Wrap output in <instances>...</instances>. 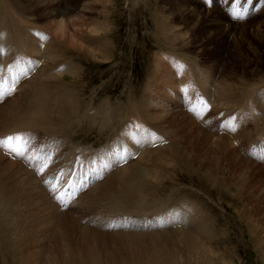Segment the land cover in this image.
<instances>
[{
	"label": "rangeland",
	"instance_id": "rangeland-1",
	"mask_svg": "<svg viewBox=\"0 0 264 264\" xmlns=\"http://www.w3.org/2000/svg\"><path fill=\"white\" fill-rule=\"evenodd\" d=\"M38 2L39 0H0V17L2 18L0 19V25L2 26L4 22L7 23L11 31L14 30L11 24L18 22L24 24L27 22L24 25H31V28L35 32H45L48 30L49 23L44 20V12L61 8L64 11L65 18L69 19L70 22L76 19L74 17L77 14L81 16V22L86 25V30L83 32L84 37L82 38L86 41H89V43L96 41L100 44L101 40L105 44L108 41L110 43V55L108 53V59L103 54L94 58L87 56L85 53L79 54V56L76 53L77 51H74V53L69 50L68 53L67 48L62 51L67 60L78 65L80 70L77 77L74 78L67 75L60 82L62 84L65 83L64 87L67 85L70 91L74 93V103L80 102V106L78 105L80 109H78V113L80 115H85L89 107L93 112L99 111V117L97 114L94 117L90 111L85 123L82 124L84 127L78 125L79 121L74 119L76 127L67 129L64 134L58 130L53 133L48 132V130L46 131V129L44 130L41 127L40 129L37 128L39 130L36 129L37 133L40 132L39 134L31 133L30 135V133L25 132L32 138L33 148H39L43 145L45 151L51 149L53 153L48 172L46 171L47 173L45 172V175H42L37 180L38 182L40 181L39 184L46 191L48 197L53 200V195L47 189L44 181L54 179L61 171L65 173L60 182L62 190V187L69 183L78 186L80 181L83 180L86 183V180H88V186L79 192L77 198H82L88 190L90 191L95 187L99 180L95 179L97 178L96 174L93 176L94 179L91 178L92 173L89 172L91 170H89L87 165L88 160L91 159V163H89H94L97 167H94V169L99 170L100 160L107 162L111 150L119 142L121 145H126L125 141L121 139L123 129L127 127L131 135L137 134L136 128L131 127L134 124L132 119L128 118L125 120L124 118L128 111H131L132 116L136 115L135 112L133 114V109L129 110L132 108L131 105L128 106L132 102H130V99L133 101L144 99L143 101L147 102L146 108H149H147L148 115H152V118L147 116V120H141V123L145 122L146 124L143 126L146 133H154L155 136L163 137L165 135L163 129L165 131H167L166 128L170 130V127L175 129L178 124L183 123L184 125L187 119H191L205 133L212 136H210V141H207V139L205 141L204 136H202L203 138L201 137L199 144L197 147L195 146L198 156H202L204 159L205 154L208 153L207 146L215 143L211 148L216 150L215 145H220L221 143L219 156H214V161L212 160L214 176L209 179L213 183L216 182V185L203 178L201 174L205 172L201 171L197 164L193 168H189V170L186 169L187 171L180 170V167H176L179 165L178 162L171 154L169 155V151L164 150V153L156 156L158 161L162 163L161 168H156L155 164H153L154 155L147 153V155L152 156L151 159L147 158L146 161L148 167L152 169L149 183L158 185L159 182L160 184L164 182V185L161 186H164V189H169L168 191L159 190L161 194L160 199L168 198V202L174 200L171 205L173 209H177L176 206L182 208L187 202L194 204L199 210V214L196 213L194 216L201 223L206 222L211 227V230H217V235L215 232H212L211 237L213 239L205 242L200 239V235H194L200 245L207 249L209 248L210 250H208L215 254L208 259V261H211V264H264V159L258 158L261 152L264 151V42L261 36L256 35V32L262 28L261 25L264 23V0H252L251 4L247 5L249 12L243 20L233 19L229 14L228 10L232 7L233 0H58L56 4L45 3L41 6L37 4ZM245 4L246 0H242V7ZM195 10H198L200 15L193 17V20H187L188 16ZM9 11L12 15H10ZM203 17H206L210 22H206L207 20H204ZM211 21L218 22L219 28L217 30L212 29L213 26H210ZM96 23L103 26L102 32L98 31L97 27L96 33L98 35L90 33L94 25L96 26ZM34 24L36 25L34 26ZM158 26L161 28H158ZM168 26L176 30V37L173 36V33L166 31V29H169ZM3 32L5 33V31ZM167 33H170L169 36ZM242 33H244L243 38L240 37ZM0 35V43H2V34L0 33ZM170 36L171 38L169 39ZM2 51L3 49H0V53H2V55L0 54V68L6 70L9 67L13 69L24 65L22 56H12L14 58H7L5 60L6 55ZM28 56V61L38 60L33 58L34 55L32 54H28ZM175 64L183 65L184 72L182 70L178 75L176 71L177 76H173L171 82L168 77L175 72ZM32 70L30 68L28 72ZM3 74H5V71ZM24 82L25 80L21 81L19 86L24 84ZM228 84H230L232 89L230 86H227ZM220 87L221 89H219ZM182 89H187V91L182 92ZM222 90H226L227 94L223 93L220 97L219 92ZM143 92H145L144 94H148L144 95ZM19 93L17 89L13 95L6 97L3 102H0V106L5 107L8 102L18 97ZM241 93L246 98L242 97L243 95L240 96ZM142 94L143 97L140 98ZM185 96L191 98L192 101L202 98V101L206 102L209 110L204 111L203 119H198L189 111V108L193 104L186 101ZM68 97L67 102L69 101ZM241 98H245L246 100H242ZM240 101L244 105L241 104L242 102L239 103ZM68 103L70 104V101ZM70 106L66 109V118L70 117L71 112H73L72 106ZM194 106L197 109L200 108L199 104ZM106 110L112 111V126H103V122L100 120ZM182 113L187 116L186 119H182ZM154 115L155 117H153ZM232 117H235L232 123L237 127V132L221 130V123ZM153 118L160 119L162 122L156 121ZM123 123L125 127L122 129ZM203 125L206 126L204 127ZM193 128L188 126V129L194 133L196 129L194 128L193 130ZM5 129L2 130L3 132H0L1 138L15 135L11 131L12 129L9 130L11 132L7 135L4 133ZM20 132L18 131V133ZM56 132L60 133V137H57L59 133ZM21 133L24 132L22 131ZM178 138L180 139V137ZM179 139L173 137L171 141L169 140L170 142L164 143H167L169 148L171 147L170 145L176 146V143L180 142ZM186 139L183 142L187 145V148H190V143ZM157 141L158 139L156 138L155 142ZM225 143L227 146L223 145ZM149 144L151 145L152 143ZM230 144L235 146L233 148L238 153L235 161L227 158L228 153L231 152ZM83 153H85V157ZM0 155L8 160L10 159L13 164H18L19 167L25 170H34L27 162L24 161L26 166L22 164L23 161L18 162L22 159L8 157L4 150H0ZM82 156L83 159L80 161L79 158ZM129 161L132 163L135 159L132 157ZM236 161L238 163L241 162L239 163L240 165H237ZM7 163L3 162L4 165ZM115 168L116 166L111 167L100 181L114 173L116 171ZM258 175L259 177H255ZM75 177H77V180ZM28 195L26 194L25 198L29 197ZM27 200L24 199L23 203L26 205L22 207L25 210L28 209L27 213L30 214L36 206H30L32 201L28 204L30 200L28 202ZM72 203L70 202L64 209L68 211L66 213H70L71 217L74 215L73 218L75 220L78 218L77 220L80 222L78 223L81 226L89 225V228H93L92 226L95 224L90 223L88 219L94 218L95 215L104 221L106 218L104 214L106 215L107 211L111 209L110 207L107 210L106 208H102L100 210L101 213H97L98 211H95L97 209L92 211V208H88L84 203L70 208ZM51 204H54L53 201ZM35 211L33 212L34 215H31V220L33 219L34 223H39L40 220V223H45V221L51 219L50 217H48L50 219L44 218L42 213L40 214V212L37 213ZM83 211L85 212L84 214H82ZM113 212L115 211L112 209ZM37 216H40L39 219ZM148 219L150 217H147ZM57 221L61 224V218ZM197 224H193V226H197ZM198 225L200 226V224ZM62 226L60 229H63ZM169 228L160 227L155 229L154 227H150L145 233L151 234L152 232V234L167 235L174 232V230H169ZM174 228H177V225ZM181 228L184 229L186 227ZM34 229L37 230L34 233V239L39 240L40 238L41 240L43 235L41 236L39 233L40 229L33 226V231ZM58 230L57 228L56 231ZM65 230L66 232L69 231L68 233L71 240H73L74 249L77 250V247L81 246V241L79 240L81 239L79 237L81 231L77 227H73V231L71 228L70 230L65 228ZM196 230H200V227ZM73 232L74 234H72ZM111 233L116 234L113 231ZM37 235L39 238H35ZM53 235L54 237H51L55 238L56 234ZM85 239L90 241V244L96 250L94 255L103 264H179L178 262H181V264H198L189 263V260H186V258V263L179 261L180 259H177L178 252H173V255L176 256L170 259L169 263L160 262L163 255H167L168 253V256H170L172 252H162V250L155 252L162 242L150 238L99 237L93 233H89V235L85 236ZM51 241L48 243V248L52 246L53 242L51 243ZM167 242V240H164L165 245ZM31 246L30 249L34 250V246L36 245L32 243ZM0 249L2 250V246ZM4 249H7L6 252H8L7 244ZM169 249L176 250L175 247H170ZM57 253L60 254V252ZM73 254L76 257L80 255V258H78L79 256L77 257V262L73 264H84V258H82L84 256L83 252V256H81V252H73ZM208 261H202L199 264H209Z\"/></svg>",
	"mask_w": 264,
	"mask_h": 264
},
{
	"label": "bare ground",
	"instance_id": "bare-ground-1",
	"mask_svg": "<svg viewBox=\"0 0 264 264\" xmlns=\"http://www.w3.org/2000/svg\"><path fill=\"white\" fill-rule=\"evenodd\" d=\"M57 2H58V0H41V1L39 0V2L37 4L41 6L42 4H45V3L56 4ZM76 10H78V9L76 8ZM18 11H19V9H18ZM23 13H26V12H23ZM7 14H9V13H7ZM10 15H12L11 12H10ZM17 15H19V14H17ZM198 15H200V12L198 10L197 11L195 10L192 14H190L188 16L187 20H189V21L193 20V17L198 16ZM10 17L12 18V16H10ZM43 17L45 18L44 20L47 23H49V25H48L49 27H48V30L45 32L44 31L40 32L38 30L39 34H40L39 36L37 35L38 32H35V30L33 28H31L32 27L31 25H29V24L24 25V24H27V22L24 24L19 23V22L11 24L12 27L14 28V30H11V31H10L9 26H7V23L4 22V24H2V26L0 25V33L2 34V43H0V49H3V51L5 52L4 53L6 55L5 60H7V58H9V59L14 58L12 56H19V57L22 56L23 57L22 62H24V65H20L16 68H13V71L18 72L21 68H27V69L32 68L33 69L31 72H28V74L25 78H22L19 80V82L17 84V89L20 92L18 97L12 99L10 102H8L7 105L5 103V105H6L5 107L0 106L1 107V109H0V132H3L2 130H4L6 128L5 129L6 131L4 133H6L7 135H8V133L10 134L11 131H13V133H15V134H17L18 131H21V132L23 131L24 133L25 132L30 133V135H31V133L36 134L37 130H39L40 127L44 130L46 129V131L48 130V132L53 133L54 131L58 130L59 132H62L64 134L67 129L72 128L74 126L76 127V123L74 122V119H77L79 121L77 123L78 125L84 124L86 119L88 118L87 115H89L88 113H90L91 108H89V107L87 108L85 115L84 114L80 115L78 113V109H79L78 105L80 102L75 104L74 100H73V96H74L73 94L74 93H72L70 91V89L67 87V85L64 87L65 83L62 84L60 82V80L65 79L67 77V75L73 76L74 78L77 77L80 68L78 67V65L74 64L73 62L68 61L64 52H62V51L65 48H67L68 53H69V50H71L73 52L77 51L76 53L78 55L85 53L87 56L94 57V58H97L101 54H103L104 57L106 59H108V57H107L108 53L110 55V51H109L110 43H109V41L106 42V44H105V42H102L101 40H100V42H101L100 44L96 41L95 42L91 41V43H89V41H86L84 38H82V37H84L83 32H84V30H86V25H84L81 22V19H80L81 16H79L78 14L76 15V17H74L76 19H73L70 22L69 19L65 18L64 11L60 8V9H52L50 11H45L43 14ZM0 19H2V18L0 17ZM164 19H166V18H164ZM204 20H207V18L205 17ZM206 22H210V20H207ZM35 25L36 24H34V26ZM218 25H219L218 22H212L211 21L210 26H213L216 28L215 29L212 27V29L217 30L219 28ZM261 26H262V28H260V29L258 28L259 29L258 31L256 28H255V30L257 31L256 35L261 36L263 39V42H264V29H263L264 23ZM91 27H93V26H91ZM97 27H98V31H101L103 28L102 25L100 26V25H97V23H96V26L94 25V27L90 31V33L95 34L97 32ZM158 28H161V27L158 26ZM2 30L5 31V33ZM166 31L173 33V36L176 37V34H175L176 30L175 29L169 27V29H166ZM170 33H167L168 36ZM177 35H179V34H177ZM41 37H42V39H41ZM240 37L243 38L244 33L240 34ZM165 38H166V36H165ZM170 38H171V36L169 37V39ZM258 39H259V37H258ZM28 54H30V55L32 54V55H34L33 58L38 59L37 61H32V64L30 66L28 65V58H29ZM158 58H159V54H158ZM158 58H157V61H158ZM12 64H14V63H12ZM159 64L162 65L161 63H159ZM7 69L8 68H6V70H5L6 75H8ZM156 69H157V67H156ZM183 72H184V70H183ZM34 75H35V77H34ZM173 76H177L176 70H175V72L170 74V77H168V79L171 80ZM23 80H25L24 84L19 86V83H21V81H23ZM167 81H169V80H167ZM171 82H172V80H171ZM229 82H231V81H229ZM227 86H230V84H228ZM230 88H231V86H230ZM219 89H221V87ZM144 93L145 92H143V94ZM223 93H226V90H222L221 92H219L220 97H221V95H223ZM249 93H250V91H249ZM143 94L140 98L143 97ZM147 94H144V95H147ZM67 96H69L68 100L70 101V104L68 103L69 101L67 102ZM209 96H210V93H209ZM240 96L245 97L244 94H242V93ZM245 98L244 99L241 98V99L246 100ZM208 99H209V97H208ZM143 100L137 99V100L133 101L130 99V102L132 101L131 102L132 104L130 103L128 106L131 105L132 108H130L129 110L133 109V114L135 112L136 115L134 114V116H132L131 111H128L126 117L124 116L125 120H127L128 118L132 119L134 124L131 125L132 124V122H131V124H129V125H131V127L132 126L135 127L137 130L136 135H131L130 130L127 127L125 129H123L125 127V124H124L125 122L123 123V126H122L123 135H121L122 136L121 139L125 141V144H126L125 146H127V148L129 149V158H128L127 162L116 166V168H115L116 171L114 173H112L109 177L103 179L102 181H100L101 178H99V179L95 178L96 180H99V181L95 185V187L92 188V190H90V191L88 190V192L83 197L81 196L82 198H77V195L79 194L78 193L75 195V199L71 200V203L72 202L73 203H72V206L70 208H73L74 206H76L77 204H80V203H84L88 208H92V211L97 209V210H95L96 212L98 211L97 213H101L100 210L102 208H106V210L109 207L111 208L107 211V213L104 211V213H106V215L104 214V216L106 217L104 221H102V218H99L95 215H94V218L92 217V219H88V221L90 223L95 224L94 225L95 227L92 226L93 228H89L88 227L89 225L88 226H81L79 224L80 222L77 220L78 218L75 220L73 218L74 215L71 217L69 215L70 213L69 214L66 213V212H68L67 210H64L66 207L62 208L60 206V204H58L54 200V198L52 200L48 197V195L46 194V191L41 187V184H39L40 181L39 182L37 181L40 177H42V175H37L35 169L32 171L29 169L25 170L24 168L19 167L18 164L17 165L13 164L10 159H9L10 160L9 161L8 159H6L2 155H0V244L2 246V250L0 249V256H1L0 263L1 264H73L74 262L75 263L77 262L78 256H79L78 258H80V255H78L77 257L74 256L73 252H77V253L81 252V254H82V252L84 253V256H83V254L81 255V256H83L82 258H84L83 259L84 264H101L102 262L100 263L98 261L97 257L94 255V252H96L95 248L90 244V241L88 239H85V236L89 235V233H93L95 236H99V237H120V238L139 237V238H150V239L158 240V241H161L162 244L160 245L159 248H157L155 250V252L162 250V252H170V253L172 252L171 255H173V252H178L177 259H180L179 261H184V263H186L185 258H186V260H189V263L192 262V263H198L199 264L202 261L207 262L209 257H211L212 255H215L214 253H211L209 251L210 250L209 248H208L209 249L208 250L207 248L200 245L198 243V241H196L194 235H200V239L204 240V242H205L208 240H212L213 239L211 237L212 232H215L217 235V230H211V227H209V225L206 222L201 223V221H199V219L194 216V214H196V213L199 214V210L197 209V207L194 204L187 202L183 205L182 208H179L176 206L177 209H173V207H171V205L173 204L172 201H174V200H172L171 202H168V198L163 199V200L160 199L161 194H160L159 190L162 189L164 191H168L169 189L168 188L164 189L165 187L161 186V185H164L163 184L164 182L163 183L161 182L162 184H160V182H159L158 185H156V184L154 185L152 183H149V177L152 174L151 173L152 169H150L148 167L146 161H147V158L151 159V157H152L151 155H147V153H151L154 155L153 156L154 157V159H153L154 163L153 164H155L156 168L157 167L161 168L162 163H160L158 161L156 156L164 153L165 151H169L168 152L169 155L171 154V156L173 158H175V160L178 162L179 165H177L176 167H180V170L182 169L184 171H187L186 169L189 170V168H193V166L197 164V165H199L198 168H200L201 171L205 172V173L201 174L203 176V178L213 183V181L209 180V179H211L212 176H214V173H213L214 165L212 164V162L214 161L213 157L214 156L217 157L220 154L219 151H220L221 143H220V145L219 144L215 145L216 146V150L214 149L215 152L211 148V146L214 145L215 143L211 144V146L209 145L210 147L206 145L208 148V153L206 152L207 153V154H205L206 156L204 155L205 152L203 153V157L205 156L206 158L204 157V159H203L202 156L201 157L198 156L196 154L195 149H196L197 145L199 144V140L201 139V137L204 136L205 141H206V139H207V141H210L212 136L205 133V131H203L191 119L190 120L187 119V121L184 122L185 123L184 125H183V123L178 124L175 127V129H173L172 127H170V130L168 128H166L167 131H165L163 129L166 136L165 135H164L165 137L164 136L159 137L158 135L155 136L158 139V141L155 142L154 144L152 143L150 145L149 143H145L142 146L136 145L133 142L132 137L136 136L138 138L140 135L146 133L144 131L145 127H143L146 124H145V122L141 123V120L145 121L146 117L150 116V115H148V111H147L148 107L146 108L147 102L145 103V101H143ZM241 102L242 101H240L239 103H241ZM241 104L244 105L243 102ZM70 105L72 106L73 112H71L70 117L66 118V111H67L66 109ZM148 106H151V105H148ZM223 108H222V110H223ZM251 108H253V107H251ZM263 109H264V107H263ZM151 111H152V108H151ZM151 111H150V113H151ZM91 113H93L94 117H95V114H97L98 117L100 115L99 111L98 112L91 111ZM67 114H69V113H67ZM103 115L104 116H102V117L100 116L101 117L100 120L103 122V126H106V125L112 126L111 125L112 120H113L112 119V111L106 110L105 114H103ZM150 117L152 118V115ZM153 117H155V115ZM157 117H158V115H157ZM182 117H183L182 119H186L187 116L184 113H182ZM162 118H163V116H162ZM254 118H255V116H254ZM147 119H148V117H147ZM260 119H262V118H260ZM154 120L161 121L160 119H154ZM148 122H150V121H148ZM257 122H258V120H257ZM96 123H97V120H96ZM188 126H190V128L194 127L196 129L195 132L193 133L191 130H189ZM37 128H39V129H37ZM163 128H165V127L163 126ZM194 128H193V130H194ZM102 129H104V128H102ZM108 129H109V127H108ZM9 130H11V131L9 132ZM107 130H106V132H108ZM59 132H56V133H59ZM262 132H263V130H262ZM39 133H37V134H39ZM42 133H44V132L42 131ZM162 134H164V133H162ZM47 135H48V133H47ZM118 136L120 137V135H118ZM51 137H52V135H51ZM57 137H60V133ZM173 137H175L176 139H179L178 137H180V139H179L180 142H177L176 146L170 145L171 147L168 148V144L164 143V142H170L171 138H173ZM184 139H186V141L190 143V148H187V145L183 142ZM213 140H214V138H213ZM202 143H203V141H202ZM226 143L223 145H226ZM118 145H121V143L119 142ZM206 146H205V150L207 149ZM230 147H231L230 148L231 152L228 153L227 158L235 161L238 157V155H237L238 153L236 152L237 150H235L233 148V147H235L234 145L232 146L230 144ZM166 149H168V150H166ZM222 149L224 150V148H222ZM199 150H200V148H199ZM201 153H198V154H201ZM84 154L85 153H83V156H84ZM7 155H8V157L10 156L9 154H7ZM222 155H221V157H222ZM225 155H227V154H225ZM83 156L79 158L80 161L83 159ZM10 157L13 158L12 156H10ZM132 157L135 159V161L131 163L129 161V159H131ZM86 158H87V156H86ZM108 158L110 159V157H108ZM239 158H241V157H239ZM90 160L91 159H89L88 161L90 162ZM20 161H23L22 164H24L25 160L22 159V160H19L18 162H20ZM3 162H8V163L6 165H4ZM16 163H17V161H16ZM88 163H87V165L89 167V170H91L89 172L92 173L91 178L94 179L93 176H95L96 172L93 171V169H94V167L95 168H97V167L94 163L90 164L91 163L90 162L89 163L90 165ZM104 163H105V161L103 162L102 160H100V163H99L100 168ZM219 163H221V162H219ZM239 163H241V162H239ZM239 163L237 162V165ZM174 164H175V162H174ZM232 164H234V163H232ZM246 167H247V165H246ZM49 168L50 167H48L45 170V172ZM232 168H234V167H232ZM237 169H239V168H237ZM244 170H245V168H244ZM87 171H88V169H87ZM107 171L103 172L102 177L105 175V173H107ZM84 173H85V171H84ZM91 173H90V175H91ZM93 173H94V175H93ZM239 173H241V172H239ZM247 174H248V172H247ZM249 174H251V173H249ZM43 175H45V174H43ZM88 175H89V173H88ZM222 176H224V175H222ZM246 176H244V177H246ZM77 177H78V175H77ZM77 177H75V179ZM84 177H85V175H84ZM255 177H259V175L255 176ZM79 178H80V176H79ZM86 181H87L86 183L88 186V180H86ZM92 181H94V180H92ZM213 184L216 185L217 183L215 182ZM79 186H80V184L78 186L75 185V187H79ZM223 187H221V188H223ZM45 189H46V187H45ZM74 190L75 189L73 188V191ZM172 191H173V189H172ZM28 193H29V195H28ZM26 194L29 197L25 198ZM165 197H166V195H165ZM24 199L30 200V201L27 200V202L29 201L28 204L31 203V201H32L30 206H32V205L36 206L34 208V210H36L35 212H37V213L40 212V214L42 213L44 218L50 217L51 219L48 218L50 220L45 221V223L44 222L40 223L41 220L39 221V223H34L32 221L33 219L31 220V217H32L31 215H34L33 214L34 210H32V213L28 214L27 213L28 209H26L27 211L25 209H23L24 207H22V206L26 205L23 203ZM169 199H171V197H169ZM52 201L54 203L53 205L51 204ZM166 205L168 206V208H166L167 207ZM77 209H78V207H77ZM112 209L115 212L112 213ZM84 213L85 212L83 211L82 214H84ZM90 213H92V212H90ZM176 216L179 217L178 222L167 223L164 220V218H166V217H176ZM39 217H38V219H39ZM147 217H150V219L147 220ZM60 218H61V224L59 221H57ZM83 218H84V215H83ZM35 219H36V217H35ZM82 221H83V219H82ZM56 222H57V225H56ZM208 222H210V221H208ZM110 223H117V224L127 223L128 227L109 230L106 227V225H108ZM162 223H163L162 227H166V229L169 227H173V228H169V230H174V232L168 233L167 235L152 234V232H151V234L145 233V231H148L150 227L151 228L154 227L155 229L160 228L161 227L160 225ZM183 223H185L184 226H182ZM196 223L200 224V226L198 224H197V226H193V224H196ZM145 225H147V227H145ZM176 225H177V228H174V226H176ZM33 226L40 229L39 233L41 234V236L43 235L41 240L38 237L39 233L37 236H35V238H39V240L34 239V235H35L34 233H36L37 230L34 229V231H35L34 232ZM61 226L63 227V229L62 228L60 229ZM73 227H77L78 230L81 231V233L79 235V237L81 238V239H79L81 241V246L79 248L77 247V250L74 249V246L72 244L73 240H71L70 234L68 233L69 231L66 232V230H65V228L69 229V230L71 228V230H72ZM132 227H134V228H132ZM135 227H137V228H135ZM181 227H186V228L182 229ZM198 227H200V230H196V229H198ZM57 228L59 229L58 231H56ZM43 230H47V231H43ZM175 230H177V231L175 232ZM112 231L116 232V234H114V233L112 234L111 233ZM53 234H56L55 238H53L54 237ZM72 234H74V232ZM51 236H53V237H51ZM77 237H78V235H77ZM42 239H43V241H42ZM82 240H83V242H82ZM164 240L168 241L166 245L164 244ZM40 241H42V242H40ZM50 241H51V243L52 242L53 243H52L51 248H48L47 246H48V243H50ZM32 243L37 246V247L34 246L35 248L33 247L34 250L30 249V246L32 245ZM6 244L8 247V252H6L7 249L6 250L4 249V247H6ZM1 246H0V248H1ZM170 247H172V248L175 247L176 250L174 251L172 249H169ZM31 248H32V246H31ZM57 252H60L61 256ZM171 255L168 256V253H167V255H163L162 256L163 260L160 259V262L166 263L168 261H171L170 259H172L174 256H176V255H173V256H171ZM167 258H169V259H167ZM178 263L181 264V262H178ZM208 263L211 264V261H208Z\"/></svg>",
	"mask_w": 264,
	"mask_h": 264
},
{
	"label": "snow or ice",
	"instance_id": "snow-or-ice-1",
	"mask_svg": "<svg viewBox=\"0 0 264 264\" xmlns=\"http://www.w3.org/2000/svg\"><path fill=\"white\" fill-rule=\"evenodd\" d=\"M252 0H246L245 6L242 7V0H233L232 7L229 8V14L233 19L243 20L246 18L249 7ZM39 36L40 34L37 33ZM42 39V37H41ZM2 54V53H0ZM175 63V62H174ZM32 61H28L30 66ZM177 74L179 75L183 70V65L175 64ZM4 69L0 68V102H3L4 99L17 90V84L20 79L25 78L28 74L27 68H21L18 72H13V69L9 67L7 69L8 75H4ZM187 89H182V92H186ZM186 101L190 104H193L189 108V111L192 112L198 119H203V114L205 110H209V106L206 102L202 101V98H197L195 101H192L191 98L185 96ZM199 104L200 108L197 109L194 105ZM223 115V114H221ZM235 117L230 118L227 121L221 123V130H228L235 132L237 127L233 125ZM133 142L142 146L145 143H155V134L154 133H144L138 138L136 136L132 137ZM0 150H4L7 154L13 158H20L25 160L31 167L36 170L37 175H43L45 170L49 167L51 157L53 155L51 149L48 151L44 150V146L41 145L39 148L32 147V138L24 133H17L15 135H9L4 138H0ZM255 155V153H253ZM129 158V149L125 145H117L110 152V159L105 162L99 170L93 169L96 172L97 178H102L103 172L110 170L113 166H118L122 163H126ZM258 158L264 159V151L261 152ZM65 175L63 171L58 173L54 179H48L44 181L49 192L53 195L54 200L60 204L62 208H65L69 205L71 200L75 199V195L82 191L87 184L84 181H80V186L75 187L73 184L69 183L63 187L61 190V178ZM73 188L75 189L73 191ZM165 222L172 223L178 222L179 217H166L164 218ZM163 226V223L160 225ZM106 227L111 229L125 228L128 227L127 223H110ZM147 227V225H145Z\"/></svg>",
	"mask_w": 264,
	"mask_h": 264
}]
</instances>
